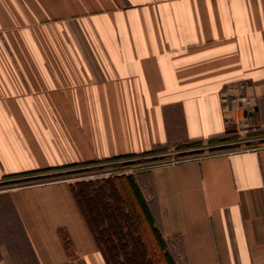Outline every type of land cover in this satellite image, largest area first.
<instances>
[{
    "label": "crops",
    "instance_id": "0c3cea01",
    "mask_svg": "<svg viewBox=\"0 0 264 264\" xmlns=\"http://www.w3.org/2000/svg\"><path fill=\"white\" fill-rule=\"evenodd\" d=\"M264 127L262 0H0V182ZM176 264H264V145L132 173ZM70 179L0 189V264H107Z\"/></svg>",
    "mask_w": 264,
    "mask_h": 264
},
{
    "label": "trees",
    "instance_id": "16d2710c",
    "mask_svg": "<svg viewBox=\"0 0 264 264\" xmlns=\"http://www.w3.org/2000/svg\"><path fill=\"white\" fill-rule=\"evenodd\" d=\"M235 137L237 136H232L229 131L174 147L191 149L186 153L194 155L193 157L205 155V145L210 154L235 151L237 149L226 150L228 145L221 144L233 141ZM165 149L154 147L138 154H121L8 174L1 183L13 186L57 180L63 178V171L65 175L73 171H87L93 165L101 166L117 160H122V165H132L142 162L140 157L151 156L155 160L157 154ZM135 158L139 160L136 161ZM71 191L107 264H176L132 173L121 172L102 178L78 180L72 182Z\"/></svg>",
    "mask_w": 264,
    "mask_h": 264
},
{
    "label": "rangeland",
    "instance_id": "374dc122",
    "mask_svg": "<svg viewBox=\"0 0 264 264\" xmlns=\"http://www.w3.org/2000/svg\"><path fill=\"white\" fill-rule=\"evenodd\" d=\"M229 130L232 136H237V137H235L233 141H226L221 143L224 145H228L229 148H227L226 150H234V149L239 150V149L264 145V127L258 129L257 124L254 121H249L247 117L245 118V115H242L240 111H238V113L233 115L231 123L229 124ZM174 146H169L165 149L164 152L157 154L155 160H152L151 156L140 157V159L143 161L136 162L132 165H122V160L111 161L108 163H103L101 166L93 165L89 167L90 169L87 171L86 170L73 171L72 173L66 175L64 174L65 171H63V176H62L63 178L60 179H70L74 183L82 179L102 178L112 174H119L121 172L136 173L139 170L153 164L174 161L176 159H184L189 157L192 158L194 156L186 153L189 152V150L191 149L189 148L178 149L175 148ZM207 149L208 146L205 145L204 146L205 152L203 154L211 153ZM183 153L186 155H179ZM134 160L137 161L139 159L135 158ZM13 186L8 184H3L0 182V189H4L5 187H13Z\"/></svg>",
    "mask_w": 264,
    "mask_h": 264
},
{
    "label": "built area",
    "instance_id": "2783aa9c",
    "mask_svg": "<svg viewBox=\"0 0 264 264\" xmlns=\"http://www.w3.org/2000/svg\"><path fill=\"white\" fill-rule=\"evenodd\" d=\"M262 3H263V5H264V0H262ZM236 117V116H235Z\"/></svg>",
    "mask_w": 264,
    "mask_h": 264
}]
</instances>
